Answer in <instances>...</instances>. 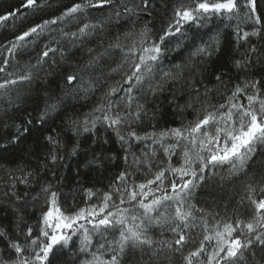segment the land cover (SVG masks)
<instances>
[{"label":"trees","instance_id":"obj_1","mask_svg":"<svg viewBox=\"0 0 264 264\" xmlns=\"http://www.w3.org/2000/svg\"><path fill=\"white\" fill-rule=\"evenodd\" d=\"M81 2L37 0L40 6L29 9L23 7L25 0H0V16L19 10L0 24V62L8 61L5 71L0 73V83L17 81L0 89V229L6 234L0 236L3 264L17 259L9 240L26 245L29 227L33 236L36 235L42 213L48 207L49 192H56L62 209L72 212L86 204L98 203L100 194L112 191L111 185L121 172L131 173L129 182H143L147 166L134 164L133 153L143 161L142 154L149 152L153 171L170 163L161 146L151 139L123 144L102 119L103 113L96 109L101 105L107 108L111 102L110 114L119 112L123 117L129 111L122 88L114 95H107L110 88L123 83L124 73L129 69L121 48L110 45L119 43L126 48L131 41L124 39L123 34L139 33L145 25L150 29L149 36L155 39L172 20L174 7L188 0H148L147 9L144 0H113L103 7L88 8L86 13L73 14L77 19L73 16L59 19L68 8ZM254 3L252 12L248 0H237L240 16L236 19L213 16L206 21L185 24L180 33L169 37L161 45L165 51L153 71L132 93L135 97L132 110L135 111L137 103L142 105V118L135 121L129 117L131 127L121 125L120 134L126 136L134 130L140 136L156 133L158 138L161 132L187 126L194 118L193 108L187 104L195 99L197 89L201 101L208 99L219 104L232 95L237 85L243 87L245 82L249 85L258 82L256 88L264 97V26H255L260 28L259 34L250 35L246 40H238L235 32L238 21H243L240 27L244 31L253 30L254 25L246 19L245 13L260 16L264 21V0H254ZM126 8L132 11L127 12ZM50 20L57 22L48 25L34 43L9 54L12 42L23 43L16 41L17 36ZM84 24L90 27L86 34L80 35L79 29ZM70 33L77 35H65ZM118 35L122 37L120 41L116 40ZM45 45L56 51L41 59ZM202 45L211 54L193 55ZM237 61L241 62L240 67ZM29 72L31 79H19ZM70 74L75 75L77 81H83L82 87H73L77 81L72 85L67 83L65 78ZM90 85L91 90L85 91ZM156 86L162 90L153 94ZM254 91L251 87L245 89L248 94ZM54 102L58 103V109L41 120L45 108ZM241 102H247L243 94ZM194 107L201 108L202 104L196 103ZM96 117L101 119H96L92 127ZM85 120L89 122V131H84ZM49 136L54 138L55 144L49 142ZM170 143H174V138L166 137L165 146ZM152 149L156 150L155 156L150 155ZM180 151V148L175 149L176 155L170 160L177 159ZM204 177L190 198L203 213H194L198 218L197 226L185 230L186 241L181 251L176 250V234L170 230V223L156 224L155 228L151 225L147 235L152 245L135 247L129 243L120 255L119 264H185L184 255L196 247L205 234L199 226L201 215L210 226L229 218L232 222L237 218L247 220L250 210L246 185L259 188L264 181V145L257 144L243 171L233 174L230 166L224 164L205 172ZM89 189L95 193L91 199L87 195ZM254 195L259 196V191ZM113 198H116L114 192ZM168 212L170 214L171 209ZM116 236L106 234L98 241V245L104 244L103 248L98 246L93 250L90 246L87 251L81 250V239L72 238L62 251L54 248L46 264H87L96 251L102 252L95 253L96 256L107 261L113 254L108 245ZM212 244L214 241L205 243L206 251ZM240 264H264V245L254 243L245 251Z\"/></svg>","mask_w":264,"mask_h":264},{"label":"snow or ice","instance_id":"obj_2","mask_svg":"<svg viewBox=\"0 0 264 264\" xmlns=\"http://www.w3.org/2000/svg\"><path fill=\"white\" fill-rule=\"evenodd\" d=\"M112 2L113 0H82L81 3H76L68 8L59 19L63 20L68 16L77 19L78 17L73 14L86 13L88 8L103 7ZM248 3L251 5L250 11L254 12V0H248ZM34 6H40L37 0H25L23 5L29 9ZM147 7L148 0H144V8L147 9ZM16 11L0 16V24L15 16ZM126 11L131 12L132 9L126 8ZM213 16L229 20L236 19L240 16L237 0H188L187 3L174 7L172 20L166 28L158 33L155 39L149 36L150 29L145 25L139 33L125 32L123 34L124 39L131 41L126 48H122L119 43L110 45V47L121 48L129 63V69L124 73L123 83L118 87L110 88L107 95H114L122 88L125 93V106L129 111L123 117L119 112L110 114L113 107L111 102L107 108L101 105L96 111L103 113L102 119L108 123L109 127L113 128L125 145H129L132 141L151 139L154 144L161 146L169 161L172 155H176L175 149L180 148L178 160L182 162L179 166L173 167L169 163L167 167L157 168L153 171L148 160L149 152L142 154L145 157L143 161L133 153L134 164L143 163L147 166L143 182H129L128 177L131 173L121 172L116 177V183L111 185L112 191L100 194L98 203L86 204L72 212L62 209L58 203L56 192H49L46 201L48 207L42 213L41 226L36 235L33 236L32 228L29 227L26 245H22L19 241H8L9 247L17 254V259L13 260L11 264H46L49 254L53 252L54 248L57 252L62 251L69 245L72 237L77 234L81 237V250L87 251L91 245L93 234H99L103 239L106 234H110V230L118 232V236L114 237L108 245L109 250L113 253L110 259L101 260L93 253L92 261L87 264H119L120 255L129 243L135 247L151 246L153 242L147 235V229L152 224L161 223L172 225L170 230L176 234L174 240L177 246L176 250L181 251L186 241L185 230L197 226L195 221L198 218L194 213L197 211L203 213V209L195 208L190 198L195 188L204 180V173L224 164L230 166V172L233 174L243 171L257 144L264 145V97L260 96L259 90L256 88L258 82H253L251 85L245 82L243 87L237 85L232 95L226 96L225 101L219 104H213L208 99L201 101L200 92L197 89L195 99L190 100L187 104V107L193 108V120L187 126L159 133L158 138L156 133H146L144 136H140L134 130L129 131L126 136L121 135L120 126L128 124L131 127L129 117L134 118L135 121L142 118V105L137 103L135 111L132 110V103L135 99L132 93L143 84L147 74L153 71V67L160 60L165 51L161 45H164L169 37L180 33L185 24L199 23V21H206ZM244 16L254 27L251 32L244 31L240 27V23L243 21H238L235 26L238 40H246L250 35L257 36L260 28L255 26H264V21L260 16H251L248 13H245ZM56 22V20L44 21L42 24L24 31L16 37V41L23 43L12 42V47L8 49L9 54L13 55L15 49L24 48L27 44L34 43L44 33L48 25ZM89 27V24H84L79 29V34H86ZM91 27L94 28L95 25ZM65 35L75 37L77 33ZM29 37H31L30 40L27 39ZM121 39L122 37L119 35L116 37L117 41ZM211 39L216 40L215 37ZM44 47L41 59L48 57L50 52L56 51L49 45ZM201 54L210 55L211 52L202 45L196 49L193 55ZM0 63H2L0 66V73H2L5 71L8 61L4 60ZM236 63L237 67L241 66L240 61ZM115 70L113 69V71ZM165 75L168 76L170 73H165ZM19 79H31V73L29 72ZM65 79L70 85L77 81V77L72 74L66 76ZM217 79L219 80L220 77ZM16 82V80H6L0 83V89ZM82 84V80L77 81L73 87H82ZM123 85H127V87L124 88ZM248 87L255 91L252 94L246 93L245 89ZM88 90H91V85L85 89V91ZM159 90L162 88L156 86L153 88V94ZM206 94L207 89H205ZM241 94L246 99V103L241 102ZM196 103L202 104V107L195 108ZM58 106V103L55 102L49 104L40 119L44 120L49 113H54ZM96 119H101V117L93 119L92 127L95 126ZM83 124L84 131H89L88 120H85ZM169 136L174 138V143L165 146L164 139ZM48 140L52 144L56 143L51 136L48 137ZM73 153H75V148H73ZM150 155L155 156L156 150L152 149ZM52 160H56L55 155L52 156ZM125 161H128L127 156ZM165 180L168 181L167 185ZM246 189L250 210L249 218L247 220L237 218L235 222H232L231 218L219 220L210 226L205 216L201 215L199 226L202 227L205 234L196 247L184 255L185 264H240L245 251L254 243L264 245V181L259 188L249 184L246 185ZM45 191L48 190L45 189ZM257 191L260 193L259 196L254 195ZM157 192L160 195H157ZM87 195L91 199L95 193L89 189ZM124 204L129 207H121ZM169 209H171L170 214ZM89 225L91 228L88 227ZM4 235L6 234L0 229V236ZM213 241L212 248L206 251L205 243ZM99 246L103 248L104 244ZM167 246L171 247V245Z\"/></svg>","mask_w":264,"mask_h":264},{"label":"rangeland","instance_id":"obj_3","mask_svg":"<svg viewBox=\"0 0 264 264\" xmlns=\"http://www.w3.org/2000/svg\"><path fill=\"white\" fill-rule=\"evenodd\" d=\"M170 163H171V165L172 166H174V165H176V164H180L182 161H179L178 160V158L177 159H175V160H170L169 161ZM168 175V174H167ZM167 183H168V181L167 180H165V184L167 185ZM121 207H129V205H127V204H124V205H121ZM89 228H91V226L89 225L88 226ZM155 227H157L156 226V224H152V228H155ZM110 233H115V235H118V232L116 231V230H110ZM94 236V237H93ZM72 238H75L76 240H79V239H81V237L79 236V234H77L76 236H73ZM101 236L99 235V234H93L92 235V243H91V245L90 246H93V250H96V247H98L99 245H98V241H101ZM104 239V238H103ZM89 246V247H90ZM107 252H109V251H107ZM106 252V254H108ZM95 253H102L101 251H96ZM102 256V255H101ZM104 259V257L103 258H101V260H103Z\"/></svg>","mask_w":264,"mask_h":264},{"label":"bare ground","instance_id":"obj_4","mask_svg":"<svg viewBox=\"0 0 264 264\" xmlns=\"http://www.w3.org/2000/svg\"><path fill=\"white\" fill-rule=\"evenodd\" d=\"M163 225H165L166 223H162Z\"/></svg>","mask_w":264,"mask_h":264}]
</instances>
